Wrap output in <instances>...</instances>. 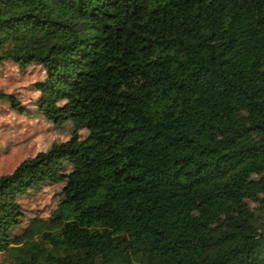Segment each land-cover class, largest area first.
Segmentation results:
<instances>
[{
    "label": "trees",
    "instance_id": "trees-1",
    "mask_svg": "<svg viewBox=\"0 0 264 264\" xmlns=\"http://www.w3.org/2000/svg\"><path fill=\"white\" fill-rule=\"evenodd\" d=\"M4 62L87 135L0 174V264H264V0H0Z\"/></svg>",
    "mask_w": 264,
    "mask_h": 264
},
{
    "label": "rangeland",
    "instance_id": "rangeland-1",
    "mask_svg": "<svg viewBox=\"0 0 264 264\" xmlns=\"http://www.w3.org/2000/svg\"><path fill=\"white\" fill-rule=\"evenodd\" d=\"M42 76V70L35 64L23 71L11 62L0 64V88L15 92L24 102L31 101L37 95L31 82ZM75 132L80 137L87 135V130L78 128L71 119L54 123L39 114H19L7 103L0 101V174L10 171L18 162L29 158L38 150L46 149L52 142L65 139ZM72 163L73 160L66 162L64 173L72 168ZM63 184L64 177H61L21 196L19 200L25 209L21 225L25 226L36 216L49 215L59 201V191ZM1 257L0 254V259Z\"/></svg>",
    "mask_w": 264,
    "mask_h": 264
}]
</instances>
